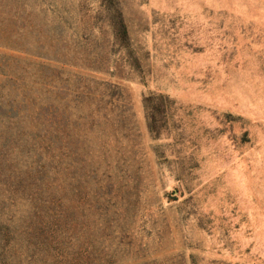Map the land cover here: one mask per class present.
Here are the masks:
<instances>
[{"label": "rangeland", "instance_id": "rangeland-1", "mask_svg": "<svg viewBox=\"0 0 264 264\" xmlns=\"http://www.w3.org/2000/svg\"><path fill=\"white\" fill-rule=\"evenodd\" d=\"M11 109L97 264H264V0H0Z\"/></svg>", "mask_w": 264, "mask_h": 264}, {"label": "trees", "instance_id": "trees-1", "mask_svg": "<svg viewBox=\"0 0 264 264\" xmlns=\"http://www.w3.org/2000/svg\"><path fill=\"white\" fill-rule=\"evenodd\" d=\"M118 20L120 24L123 22L121 15ZM120 27L115 35L128 47V31L123 24ZM0 114L9 121L17 115L12 109L0 110ZM17 163H11L6 156L0 157V264L106 262V253H94L88 242L77 245L78 223L61 198L47 194L50 185L45 181L48 172L45 166L23 174ZM25 203L28 212L17 217L19 206Z\"/></svg>", "mask_w": 264, "mask_h": 264}]
</instances>
